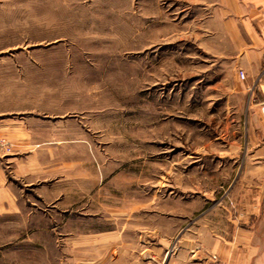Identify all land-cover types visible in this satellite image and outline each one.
<instances>
[{
	"label": "rangeland",
	"instance_id": "rangeland-1",
	"mask_svg": "<svg viewBox=\"0 0 264 264\" xmlns=\"http://www.w3.org/2000/svg\"><path fill=\"white\" fill-rule=\"evenodd\" d=\"M203 1L0 0V264H168L205 218L242 220L262 82Z\"/></svg>",
	"mask_w": 264,
	"mask_h": 264
},
{
	"label": "crops",
	"instance_id": "crops-1",
	"mask_svg": "<svg viewBox=\"0 0 264 264\" xmlns=\"http://www.w3.org/2000/svg\"><path fill=\"white\" fill-rule=\"evenodd\" d=\"M203 2L214 6V21L221 31V37L227 39L234 67L244 71L251 84L255 81L262 82L260 98L258 97L252 113L256 126L263 134L260 150L264 151V0ZM2 127V133L10 136L19 146H31L19 124L4 123ZM252 135L256 138L255 129H252ZM32 146L37 148L39 145ZM38 158L39 153L35 151L28 161L17 156L8 158V161L13 165L14 176L18 178L32 175L37 169ZM53 159L54 153L51 152L50 160ZM259 160L264 165V157ZM27 167L32 168L25 172ZM0 185L3 186L0 193L5 196L3 201L10 200L13 202L12 206H15V196L9 192L12 188L6 181L2 168ZM250 194L248 196L251 200L245 206L242 220L236 217H228L224 221L221 217L213 220L205 218L179 240L176 253L170 256L168 264H210L209 254H216L226 264H264V191H251Z\"/></svg>",
	"mask_w": 264,
	"mask_h": 264
},
{
	"label": "built area",
	"instance_id": "built-area-1",
	"mask_svg": "<svg viewBox=\"0 0 264 264\" xmlns=\"http://www.w3.org/2000/svg\"><path fill=\"white\" fill-rule=\"evenodd\" d=\"M239 75L242 80L246 78V74L242 70L239 72ZM209 260L210 264H226L222 262L216 254H209Z\"/></svg>",
	"mask_w": 264,
	"mask_h": 264
}]
</instances>
